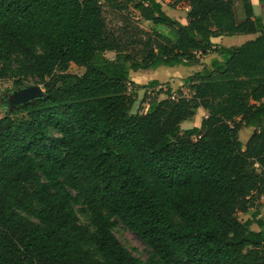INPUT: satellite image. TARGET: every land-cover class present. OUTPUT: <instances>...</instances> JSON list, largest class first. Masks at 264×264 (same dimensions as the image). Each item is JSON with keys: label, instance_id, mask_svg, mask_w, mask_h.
<instances>
[{"label": "trees", "instance_id": "1", "mask_svg": "<svg viewBox=\"0 0 264 264\" xmlns=\"http://www.w3.org/2000/svg\"><path fill=\"white\" fill-rule=\"evenodd\" d=\"M251 1L173 0L181 24L157 0H0V80L43 90L18 108L1 100L0 264H264V223L238 218L264 198V24ZM236 35L257 37L212 48ZM208 52L188 97L166 90L132 113L131 72ZM198 109L201 127L182 132ZM118 221L146 261L117 240Z\"/></svg>", "mask_w": 264, "mask_h": 264}, {"label": "rangeland", "instance_id": "2", "mask_svg": "<svg viewBox=\"0 0 264 264\" xmlns=\"http://www.w3.org/2000/svg\"><path fill=\"white\" fill-rule=\"evenodd\" d=\"M163 5V10L165 13L176 19L180 20V23H184V11L177 10L173 7V0H157ZM255 1V12L264 13L259 9V3ZM263 7V6H262ZM175 15V16H174ZM135 16L138 15L135 13ZM160 28V29H159ZM158 29L165 34H170L169 27H159ZM174 30V29H173ZM170 36L175 37L172 33ZM256 35H236L225 37L222 40L223 46L226 47H239L240 45L251 41ZM213 52H208L205 56L197 55L199 58L198 64H193L190 66H176L173 68H168L165 66H158L155 69L142 70L138 72H131L129 75V89L135 99L134 106L132 108V113H142L150 109L152 105L156 102L166 99L164 92L166 90H171V96L176 98L178 96L184 95L188 97L190 95L188 91V86L184 83V80L191 74L200 71L204 66L210 65L213 60ZM105 56L109 59L114 58L113 53H106ZM200 60H203L202 62ZM81 69L76 67H71L70 72L78 73ZM158 81L160 83L159 87H148L145 88L150 82ZM22 85L25 87L42 86L38 84L36 79L27 78L23 80ZM14 86L10 80H0V118L5 115V110L1 106V100L7 98L10 94L14 92ZM207 117V113L198 109L193 119L186 121L181 125V131H186L192 128H200L201 122ZM253 129L242 127L238 132V139L241 143L245 144L249 137L252 135ZM254 210H257V214L260 216L259 220L264 223V198L260 200V203L256 205L253 210H250L248 214H240L238 218L241 222H244L248 216L250 217ZM81 223L85 224L86 220L79 214ZM252 229L257 230L256 220H253ZM113 233L117 240L125 247L134 257L139 258L142 261H146L150 250L143 244L139 237L126 229L122 222L118 221L113 230Z\"/></svg>", "mask_w": 264, "mask_h": 264}, {"label": "water", "instance_id": "3", "mask_svg": "<svg viewBox=\"0 0 264 264\" xmlns=\"http://www.w3.org/2000/svg\"><path fill=\"white\" fill-rule=\"evenodd\" d=\"M42 97L43 90L39 86H30L13 92L12 95L6 99V103L11 108H18L34 100L41 99Z\"/></svg>", "mask_w": 264, "mask_h": 264}, {"label": "crops", "instance_id": "4", "mask_svg": "<svg viewBox=\"0 0 264 264\" xmlns=\"http://www.w3.org/2000/svg\"><path fill=\"white\" fill-rule=\"evenodd\" d=\"M255 1H257L258 2V0H252L251 1V3H252V7H253V10H254V14L256 15V16H259V17H261V19H262V21H263V24H264V13H257V12H255V4H254V2ZM259 3V9L260 10H262L263 12H264V3H260V2H258ZM257 3V4H258ZM263 6V7H262ZM167 14V13H166ZM168 15V14H167ZM170 18H172V19H175V20H178V19H176V17H172V16H170V15H168ZM175 16V15H174ZM184 20H186V13L184 12ZM179 22H180V20H178ZM182 24H186V21L184 22V23H182ZM256 37H257V35H256ZM255 37V38H256ZM225 37H222L221 39H214L213 40V44H214V46L212 47V48H220V47H223V48H232V47H226V46H223V43H222V40L224 39ZM254 38V39H255ZM254 39H252V40H254ZM217 56V54H213V58L212 59H214L215 57ZM201 62L203 61V60H200ZM251 210H253V209H251ZM253 214H255V220H259L260 219V216L257 214V210H254L253 211V213L251 214V216L253 215ZM251 216L249 217L248 216V218L247 219H249V218H251ZM246 219V220H247ZM245 220V221H246ZM262 221V220H261Z\"/></svg>", "mask_w": 264, "mask_h": 264}, {"label": "flooded vegetation", "instance_id": "5", "mask_svg": "<svg viewBox=\"0 0 264 264\" xmlns=\"http://www.w3.org/2000/svg\"><path fill=\"white\" fill-rule=\"evenodd\" d=\"M10 95H12V94H10ZM10 95H9L8 97H10ZM8 97H7V98H8ZM7 98H5V99H7Z\"/></svg>", "mask_w": 264, "mask_h": 264}, {"label": "built area", "instance_id": "6", "mask_svg": "<svg viewBox=\"0 0 264 264\" xmlns=\"http://www.w3.org/2000/svg\"><path fill=\"white\" fill-rule=\"evenodd\" d=\"M214 49V48H213Z\"/></svg>", "mask_w": 264, "mask_h": 264}]
</instances>
